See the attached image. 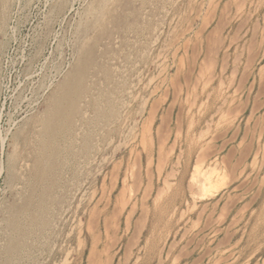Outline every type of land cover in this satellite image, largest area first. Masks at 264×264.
<instances>
[{
    "label": "rangeland",
    "instance_id": "obj_1",
    "mask_svg": "<svg viewBox=\"0 0 264 264\" xmlns=\"http://www.w3.org/2000/svg\"><path fill=\"white\" fill-rule=\"evenodd\" d=\"M4 1L5 0H0V4L1 2L4 4V7L1 6L3 4L0 5V9H2V7L4 9L0 11V18L3 17L0 19V21H2L0 23L2 24V27L0 26V45H3L0 46V207H3L0 208V212L3 214L0 213V224H2L0 226L3 227V229H0L1 264H11V262L12 264H17V262L18 264H264V0H201V2L200 0H136V2L135 0H118V2L115 3L114 1L117 0H83L84 2L82 0ZM127 1L132 2L129 3ZM55 2L56 4H54ZM122 2L124 4H122ZM148 3H151V5H147ZM152 3L155 6H153ZM189 3L190 5H188ZM59 4H61V6ZM145 4L146 7H144ZM191 4L194 5V8ZM200 4H203V6H200ZM58 5L60 7L59 10ZM99 6L100 8H98ZM70 7L73 8L71 9ZM90 7L91 9H89ZM155 10L157 11L155 12ZM4 12L7 15H5L6 18ZM55 12L60 13H58V15ZM63 12L65 17L63 16ZM98 12H100V14ZM165 13L168 15L166 16ZM109 14L111 17H109ZM127 14L130 15L128 16ZM69 15L70 17L68 18ZM81 15H86L87 18L85 16L80 18L79 16ZM101 15H104L103 18ZM181 15H183V17ZM188 16L191 17L189 18ZM17 17L18 20H16ZM44 17H47V21ZM99 17L101 18L99 19ZM184 17L188 20H184ZM147 18L149 20H147ZM54 20H56V22H54ZM164 20H167V22ZM135 21H137V23ZM131 23L134 24L132 25ZM51 24H53V26ZM136 24H138L137 27ZM174 26L175 28L176 26L181 27V29L177 27L178 31H176L177 34H181L180 36L175 33L176 29L174 30ZM95 27H97V30ZM44 28L47 31H45ZM123 28L124 30H122ZM125 28H127V31ZM137 28H139L140 32ZM118 31L120 32L118 33ZM162 31H164V34H162ZM155 33L156 35H152ZM166 33L170 36L166 35ZM7 36H10L9 39ZM45 36H47V38ZM129 37H132L133 40L136 41H133L132 38L130 39ZM137 37L140 38L138 39ZM147 37L149 40H146ZM68 39L70 42H68ZM163 39H165V41H163ZM126 40L130 42L128 43ZM59 41H61L62 44L61 42L59 43ZM139 41L142 43L138 44V47L137 43H139ZM150 41L151 44H148ZM127 43L130 46L125 45ZM109 44H111V48ZM143 44L146 48H144L145 46ZM167 45L169 48L166 47ZM59 48L60 50H58ZM104 48H107L106 51ZM115 50L117 52H115ZM110 52L112 54H110ZM123 52L125 54H123ZM129 52H132V54ZM136 52L138 55L135 54ZM144 52H146L145 55L143 54ZM158 53L161 57H157ZM139 54L141 57H139ZM76 55H78V57ZM110 55L111 57H109ZM57 56L58 58H56ZM116 56L118 60H116ZM129 56L132 57L129 58ZM146 56L148 58L143 59V57ZM107 60L108 63H106ZM109 60L112 61V63ZM133 62L134 64H132ZM118 63H123V66ZM67 64H69L68 67ZM83 66L84 68H82ZM85 66H87L86 69ZM112 66L114 67L112 68ZM129 66L133 71L128 68ZM124 67L127 70H125ZM99 68H102V71ZM116 69H118V72ZM49 70L54 76H52ZM58 71L59 73H57ZM130 71H132L131 74ZM106 72L107 74L110 73L107 76L111 81L113 80L112 82L108 80ZM125 72L127 74L125 75L126 79L124 77ZM127 72H129V74ZM76 74L77 77L75 78ZM119 74H121V76H119ZM59 76L62 77L60 78ZM72 76L74 77L72 78ZM127 77H129L131 82L128 83L129 80ZM117 78H119V81ZM121 78L123 79L121 80ZM78 80H81L80 83ZM114 80L118 82H114ZM125 80L127 82H125ZM140 80H142V83ZM104 81H108V84H105ZM113 82L117 84L115 85ZM103 83L106 89H104V86L102 87ZM111 83H113V85ZM147 83L151 85L149 86ZM73 84L76 89H73ZM42 85L44 86L43 88ZM138 86H140V90ZM142 86L144 87L142 88ZM66 87L67 89H64ZM70 87L73 90L70 91ZM108 87L114 89H107ZM130 87L132 89H130ZM23 88L26 89L23 91ZM121 89H124V92ZM126 89L129 92H127ZM107 90L109 91L104 92ZM111 90H114L115 93ZM146 90L148 92H146ZM20 91H22V93H20ZM30 91L34 94L29 93ZM149 91H151L150 94ZM72 92L75 96L71 94ZM116 92L117 94L120 93L118 95L119 97L116 95ZM122 93L123 95H121ZM37 94L40 95L38 96ZM104 94L105 96H103ZM95 95L97 97H95ZM98 95L102 97V99L98 98ZM111 95H114V98H116L113 99ZM76 96L80 98L76 99ZM28 98L31 99L29 100ZM111 98L113 100H111ZM70 99L73 102H71ZM114 100L119 102H116L118 105L114 103ZM123 100L125 102H123ZM41 101L44 102V104H42ZM74 102L77 106L73 105ZM92 102H95V104ZM98 102L100 103L98 104ZM54 103H56L58 107H62L63 112L66 111V113H68L69 111V117H66L67 114H65V112L62 115L58 113V120H54V123L59 121V123L57 122L56 124L63 122L61 126L57 125V127L59 126L58 129L63 127L62 132L64 130V133H60L62 135H58V140H55V142H60L59 145H57V143L54 145L55 142L53 144L52 141H49L51 139L48 133L50 129L48 131L45 121L48 111L55 106ZM89 103L92 106L88 105ZM102 103L104 106H102ZM112 103L115 107L114 111ZM14 105L15 108H13ZM44 105L47 106L46 109H44ZM99 107L100 109L105 107V109L102 108L103 111L102 109L99 110V112H102V115L96 110L99 109ZM94 108H96L95 110L98 113L94 112ZM108 108L109 110L111 109L110 112H108ZM10 112L12 113L10 114ZM72 112L75 113V115ZM120 112L123 114H120ZM76 114H79L80 117ZM110 114H115V116L111 117ZM40 116H42L43 119ZM28 117H30V119ZM32 117L35 118L33 119ZM81 117H85L86 119L84 118V120ZM9 118H12L11 121ZM78 118L81 122L78 121ZM105 118L106 120L109 118L111 121H106L104 120ZM31 120H33V122ZM35 120L39 122L36 123ZM94 120L97 121V124H95ZM68 123H71V125ZM102 123L106 124V126L108 125V127ZM32 124L36 126L34 127ZM100 124L102 126H100ZM121 124L122 126H120ZM124 124L126 125L124 126ZM98 125L100 127L104 126V128L102 129ZM67 126L70 127V130ZM38 127L43 129L41 130ZM88 127H90V131ZM117 127L119 129H117ZM31 129L34 130L32 131ZM107 129H111V132L109 130L108 132ZM71 130L76 132H72ZM16 131H18L19 134ZM46 131H48V137L44 134ZM71 132L73 134H71ZM36 134L38 137L40 135L39 138L41 139H39ZM30 135L31 137L29 138L33 139L32 141L27 137ZM41 135L45 138L41 137ZM78 135L82 137L79 138ZM93 137L97 138L93 139ZM46 138L48 139L46 140ZM83 138H86L85 142ZM28 139L32 143H30ZM62 139H64V142ZM97 139L98 144H96ZM17 140H19V142ZM90 140L91 142L88 143ZM8 141H10V144L14 141L11 147ZM68 141L71 142L70 145ZM45 142H48V144ZM33 143L37 144L35 145ZM61 143L62 145H60ZM85 143L87 145H85ZM17 144L21 145L17 147ZM79 144H83L81 145L82 148ZM92 144L95 146L92 147ZM21 146L24 149L22 150L23 152L20 151L22 149ZM68 146H74V148L70 147L71 149H68ZM42 148H47L45 150L48 154H46V151ZM81 149L84 151H81ZM12 150L13 152L11 153ZM32 150H34V154ZM70 150L72 151L70 152ZM43 151L50 160L48 157L44 156ZM65 151L66 153L64 154ZM82 153L83 156L81 157ZM30 154L33 155L31 156ZM38 156H41L40 158L43 157V161L35 158ZM66 159L70 161V163L67 162ZM35 160L39 161L38 163L43 162L42 165L44 167H41V165L38 166ZM45 160L50 162H47V166L49 164L48 167L45 165ZM65 160L68 164L64 162ZM33 162L37 163V165ZM31 164L38 166V169L41 170L46 168V171L44 172L43 170L39 172L40 170L35 169L36 166H32L34 168L32 172L30 171L33 169ZM58 164L61 166H58ZM11 165L17 169L14 167L12 168ZM79 165L83 167V169L80 168ZM63 171L66 172L63 174ZM60 172H62L63 175L60 176ZM33 173L35 175H33ZM37 173H41L42 175L40 174L39 176ZM73 175H75V177ZM74 178L81 183L75 181ZM8 179L11 182H8ZM56 181L59 182V185ZM31 182L35 185L33 186ZM38 182L40 185L42 183L44 185H37ZM9 183L14 185L11 186ZM64 184L68 187H65ZM45 185L50 187L47 188ZM72 185L74 188L71 187L72 192H70V194L69 191H71V188L69 186ZM10 186L11 188L9 189ZM43 186H45V189H43ZM54 186L55 188L57 187L56 189L59 188L60 190H58L60 192L58 190L57 192ZM31 187H36V189ZM63 187L66 189L68 188L67 191H65L66 189ZM49 189H52L54 192L51 190L50 193ZM27 190L30 191L31 194ZM40 190V194H44V196L38 193ZM47 190H49V192ZM62 190L63 192H61ZM45 191L48 193L46 194ZM65 192L66 195H64ZM15 194L21 199L19 200ZM81 194L82 198L80 197ZM67 195H71L72 197H68ZM46 196L52 198H47ZM56 196L59 198L61 196V200L58 201L59 198L58 200L55 199L57 198ZM77 196H79V199ZM29 197L30 200L33 198L31 202L27 199ZM73 197L75 198L73 199ZM23 198L27 199H25L27 203L23 201ZM35 200L37 202L39 200L40 203H37ZM66 200L70 203L68 202L67 204ZM45 201L46 203H44ZM42 202L44 203V208ZM21 204H23L25 208L22 207ZM39 204L41 207L38 206ZM55 204H58V206L56 207ZM9 206L11 207L9 208ZM27 206L30 207L28 208ZM69 206L70 209L67 208ZM20 207H22L23 210ZM45 207L48 209L47 211ZM50 207L52 210H50ZM33 208L34 213L32 211ZM29 209H31L30 212ZM18 210L17 216H20L17 218L15 213H17ZM38 211L39 213H37ZM9 212L11 215H15L11 216ZM35 212L37 214H35ZM59 212L60 216H58ZM21 213H25L26 215H22ZM29 214L31 215L30 218H28V216H30ZM8 215L10 216L8 217ZM38 215H40L39 218ZM5 216L6 218H4ZM61 216L65 218L63 219ZM33 218L39 220H35L36 222L38 221V225L36 222L34 223ZM48 218L50 221H48ZM51 218H53V220ZM6 219L9 220V222ZM25 219L27 222L30 221L31 223H27ZM16 220L18 222H16ZM42 220L48 223L44 224ZM11 221L14 222L11 223ZM6 222L13 226L16 225L15 227L17 228L11 225L12 228L9 227V224L7 225ZM25 222L26 224H24ZM49 222H51V224ZM33 223L36 226H33ZM21 225L23 228H21ZM51 226L52 228H50ZM7 227H9V230ZM13 228H15L16 231ZM20 228L25 231H22ZM45 230L48 233H46ZM15 232L16 234H14ZM7 233L8 235H5ZM35 234L38 236L36 237ZM38 238L40 241L37 240ZM4 240L7 242H4ZM25 242L28 245H24ZM13 244L16 245L14 246ZM5 245L8 246L7 249ZM1 246L3 247L2 249ZM4 247L6 250H9L6 252ZM30 252L33 253L31 254ZM19 257L21 260L17 259ZM6 260L8 262H6Z\"/></svg>",
    "mask_w": 264,
    "mask_h": 264
},
{
    "label": "bare ground",
    "instance_id": "obj_2",
    "mask_svg": "<svg viewBox=\"0 0 264 264\" xmlns=\"http://www.w3.org/2000/svg\"><path fill=\"white\" fill-rule=\"evenodd\" d=\"M5 1H6V0H5ZM5 1H4V2H5ZM11 1H12V0H11ZM29 1H30V0H29ZM29 1H27V2H29ZM34 1H35V0H34ZM51 1H52V0H51ZM56 1H57V0H56ZM58 1H59V0H58ZM64 1H66V0H64ZM82 1H83V0H82ZM97 1H98V0H97ZM101 1H102V0H101ZM109 1H110V0H109ZM109 1H108V2H109ZM142 1H143V0H142ZM161 1H162V0H161ZM168 1H169V0H168ZM177 1H178V0H177ZM183 1H184V0H183ZM195 1H196V0H195ZM202 1H204V0H202ZM20 2H21V0H20ZM22 2H23V0H22ZM68 2H69V1H68ZM75 2H76V1H75ZM75 2H74V3H75ZM80 2H81V1H80ZM83 2H84V1H83ZM86 2H88V1H86ZM86 2H85V4H86ZM115 2H118V0H117V1H114V3H115ZM127 2L130 3V2H132V1H127ZM135 2H136V0H135ZM147 2H148V1H147ZM156 2H157V1H156ZM156 2H155V3H156ZM181 2H182V1H181ZM187 2H188V1H187ZM200 2H201V0H200ZM200 2H199V3H200ZM30 3H31V2H30ZM60 3H61V2H60ZM77 3H78V2H77ZM88 3H89V2H88ZM96 3H97V2H96ZM111 3H112V1H111ZM142 3H144V2H142ZM159 3H160V2H159ZM165 3H166V2H165ZM165 3H164V5H165ZM170 3H171V2H170ZM177 3H178V2H177ZM191 3H192V1H191ZM1 4H3V3L1 2ZM1 4H0V5H1ZM8 4H9V3H8ZM8 4H7V5H8ZM25 4H26V3H25ZM27 4H28V3H27ZM54 4H56V2H55ZM63 4H65V3H63ZM94 4H95V3H94ZM109 4H110V3H109ZM112 4H113V3H112ZM122 4H124V3L122 2ZM126 4H127V3H126ZM126 4H125V5H126ZM149 4L151 5V3H148L147 5H149ZM152 4H153V3H152ZM166 4H167V3H166ZM173 4H174V3H173ZM179 4H180V2H179ZM9 5H10V4H9ZM9 5H8V6H9ZM13 5H14V4H13ZM15 5H16V4H15ZM17 5H18V4H17ZM19 5H20V4H19ZM49 5H51V4H49ZM59 5L61 6V4H59ZM59 5H58V10H59V8H60ZM70 5H71V3H70ZM72 5H73V4H72ZM83 5H84V4H83ZM99 5H100V4H99ZM133 5H134V2H133ZM143 5H144V4H143ZM143 5H142V6H143ZM158 5H159V4H158ZM160 5H161V4H160ZM186 5H187V4H186ZM186 5H185V6H186ZM188 5H190V3H189ZM188 5H187V6H188ZM191 5H192V4H191ZM196 5H197V4H196ZM201 5L203 6V4H200V6H201ZM1 6L4 7V4L1 5ZM10 6H11V5H10ZM26 6H27V5H26ZM30 6H31V5H30ZM30 6H29V7H30ZM68 6H69V5H68ZM81 6H82V5H81ZM90 6H91V5H90ZM112 6H115V5H112ZM128 6H129V5H128ZM153 6H155V5L153 4ZM175 6H176V5H175ZM192 6H193V8H194V5H192ZM200 6H199V7H200ZM3 7H2V9H3ZM5 7H7V6H5ZM23 7H24V5H23ZM56 7H57V6H56ZM64 7H65V5H64ZM66 7H67V6H66ZM73 7H74V6H73ZM73 7H72V8H73ZM85 7H86V6H85ZM85 7H84V8H85ZM87 7H88V6H87ZM92 7H93V6H92ZM94 7H95V6H94ZM101 7H102V5H101ZM115 7H116V6H115ZM144 7H146V4H145ZM160 7H161V6H160ZM163 7H165V6H163ZM61 8H62V7H61ZM70 8H71V7H70ZM72 8H71V9H72ZM77 8H78V7H77ZM96 8H97V5H96ZM98 8H100V6H99ZM105 8H106V7H105ZM113 8H114V7H113ZM113 8H111V9H113ZM125 8H126V7H125ZM129 8H131V7H129ZM150 8H151V6H150ZM165 8H167V7H165ZM177 8H178V6H177ZM190 8H192V7H190ZM2 9H0V11H2ZM11 9H12V8H11ZM13 9H14V8H13ZM21 9H22V7H21ZM49 9H50V8H49ZM64 9H65V8H64ZM66 9H68V8H66ZM89 9H91V7H90ZM103 9H104V8H103ZM121 9H122V8H121ZM143 9H144V8H143ZM162 9H163V8H162ZM167 9H168V8H167ZM173 9H174V7H173ZM173 9H172V10H173ZM181 9H182V8H181ZM185 9H186V7H185ZM187 9H188V8H187ZM3 10H4V9H3ZM7 10H8V9H7ZM16 10H17V9H16ZM16 10H15V11H16ZM22 10H23V9H22ZM55 10H57V9H55ZM61 10H62V9H61ZM85 10H88V9H85ZM99 10H100V9H99ZM163 10H164V9H163ZM191 10H192V9H191ZM11 11H12V10H11ZM63 11H64V10H63ZM74 11H75V9H74ZM83 11H84V10H83ZM83 11H82V12H83ZM90 11H92V10H90ZM93 11H94V10H93ZM115 11H116V10H115ZM120 11H121V10H120ZM134 11H136V10H134ZM139 11H140V10H139ZM141 11H142V10H141ZM148 11H149V10H148ZM156 11H157V10H155V12H156ZM158 11H159V10H158ZM169 11H170V9H169ZM169 11H168V12H169ZM179 11H182V10H179ZM8 12H9V11H8ZM17 12H18V11H17ZM79 12H80V11H79ZM95 12H96V11H95ZM95 12H94V13H95ZM143 12H144V11H143ZM143 12H140V13H143ZM189 12H190V11H189ZM189 12H188V13H189ZM0 13H1V12H0ZM18 13H19V12H18ZM55 13H56V12H55ZM58 13H60V12H57L56 14H58ZM80 13H81V12H80ZM98 13L100 14V12H98ZM103 13H104V12H103ZM151 13H152V12H151ZM173 13H174V12H173ZM181 13H183V12H181ZM184 13H185V11H184ZM195 13H196V12H195ZM2 14H3V12H2ZM9 14H10V13H9ZM13 14H14V13H13ZM20 14H21V13H20ZM110 14H111V13H110ZM110 14H109V17H111V15H113V14H111V15H110ZM146 14H147V13H146ZM152 14H153V13H152ZM159 14H160V13H159ZM165 14H166V13H165ZM191 14H192V13H191ZM5 15H6V14H5V12H4V16H5ZM17 15H18V14H17ZM48 15H49V13H48ZM48 15H47V16H48ZM58 15H59V14H58ZM77 15H78V13H77ZM86 15H87V14H86ZM86 15H84V16L86 17ZM96 15H97V12H96ZM127 15H128V14H127ZM129 15H130V14H129ZM129 15H128V16H129ZM163 15H164V14H163ZM167 15H168V14H166V16H167ZM175 15H178V14H175ZM183 15H184V14H183ZM183 15H181V16L183 17ZM6 16H7V15H6ZM6 16H5V18H6ZM11 16H12V15H11ZM11 16H10V17H11ZM14 16H15V15H14ZM45 16H46V15H45ZM51 16H52V15H51ZM54 16H55V15H54ZM56 16H57V15H56ZM63 16H64V12H63ZM63 16H62V17H63ZM82 16H83V15H81V16H79V17L81 18ZM84 16H83V17H84ZM101 16H102V18H103L104 15H101ZM106 16H107V15H106ZM120 16H123V15H120ZM131 16H132V15H131ZM147 16H148V15H147ZM150 16H151V15H150ZM157 16H158V14H157ZM186 16H187V14H186ZM15 17H16V16H15ZM15 17H14V19H15ZM64 17H65V16H64ZM69 17H70V15L68 16V18H69ZM94 17H95V16H94ZM139 17H141V16H139ZM143 17H144V16H143ZM169 17H170V15H169ZM188 17H189V16H188ZM190 17H191V16H190ZM190 17H189V18H190ZM193 17H194V16H193ZM1 18H3V17H1ZM1 18H0V19H1ZM5 18H4V19H5ZM44 18H45L46 21H47V17H44ZM55 18H56V17H55ZM55 18H53V19H55ZM86 18H87V17H86ZM100 18H101V17H99V19H100ZM148 18H149V17H148ZM148 18H147V20H149ZM151 18H152V17H151ZM165 18H166V17H165ZM50 19H51V18H50ZM53 19H52V20H53ZM56 19H57V18H56ZM63 19H64V18H63ZM73 19H74V18H73ZM84 19H85V18H84ZM105 19H106V18H105ZM137 19H138V18H137ZM141 19H142V18H141ZM153 19H154V16H153ZM173 19H174V18H173ZM178 19H179V17H178ZM16 20H18V17H17ZM52 20H51V21H52ZM60 20H61V19H60ZM67 20H69V19H67ZM95 20H96V19H95ZM128 20H129V19H128ZM130 20H131V19H130ZM135 20H136V19H135ZM143 20H144V19H143ZM145 20H146V19H145ZM150 20H151V19H150ZM167 20H168V19H167ZM167 20H164V21L167 22ZM169 20H172V19H169ZM184 20H186L185 17H184ZM184 20H183V21H184ZM187 20H188V19H187ZM187 20H186V21H187ZM6 21H7V20H6ZM46 21H45V22H46ZM64 21H65V20H64ZM92 21H93V19H92ZM92 21H91V22H92ZM98 21H99V20H98ZM132 21H133V19H132ZM179 21H180V20H179ZM183 21H182V22H183ZM186 21H185V22H186ZM1 22H2V21H0V23H1ZM4 22H5V21H4ZM16 22H17V21H16ZM45 22H44V23H45ZM54 22H56V20H54ZM58 22H60V21H58ZM88 22H89V21H88ZM127 22H128V21H127ZM135 22L137 23V21H135ZM135 22H134V23H135ZM138 22H139V20H138ZM148 22H150V21H148ZM162 22H163V21H162ZM166 22H163V23H166ZM6 23H7V22H6ZM46 23H47V22H46ZM46 23H45V24H46ZM48 23H49V22H48ZM52 23H53V22H52ZM104 23H105V22H104ZM134 23H131V24L133 25ZM10 24H11V23H10ZM14 24H15V23H14ZM62 24H63V23H62ZM71 24H72V23H71ZM71 24H70V25H71ZM107 24H109V23H107ZM138 24H139V23H138ZM138 24H136V27H137ZM140 24H141V22H140ZM170 24H171V22H170ZM1 25H2V24H0V26H1ZM11 25H12V24H11ZM51 25L53 26V24H51ZM51 25H50V26H51ZM54 25H55V24H54ZM60 25H61V23H60ZM73 25H74V24H73ZM76 25H77V23H76ZM81 25H82V24H81ZM81 25H80V26H81ZM147 25H148V23H147ZM163 25H165V24H163ZM163 25H162V26H163ZM168 25H169V24H168ZM178 25H179V24H178ZM5 26H6V25H5ZM45 26H46V25H45ZM58 26H59V25H58ZM58 26H57V27H58ZM68 26H69V25H68ZM98 26H99V25H98ZM144 26H145V25H144ZM170 26H171V25H170ZM1 27H2V26H1ZM48 27H49V26H48ZM66 27H67V25H66ZM134 27H135V25H134ZM139 27H140V25H139ZM146 27H147V26H146ZM148 27H149V26H148ZM155 27H156V26H155ZM177 27H178V26H176V28H175V26H174V30L176 29V30H175V33H176V31H178V30H177ZM189 27H190V26H189ZM189 27H188V28H189ZM7 28H8V27H7ZM50 28H51V27H50ZM54 28H55V27H54ZM71 28H72V27H71ZM71 28H70V29H71ZM73 28H75V27H73ZM95 28H96V30H97V27H95ZM95 28H94V29H95ZM140 28H141V27H140ZM149 28H150V27H149ZM170 28H171V27H170ZM178 28L181 29V27H178ZM3 29H4V28H3ZM46 29H47V28H46ZM68 29H69V28H68ZM125 29H126V31H127V28H125ZM130 29H131V28H130ZM137 29H138V31H139V28H137ZM143 29H144V28H143ZM182 29H183V28H182ZM186 29H187V28H186ZM6 30H7V29H6ZM41 30H42V29H41ZM44 30H45V28H44ZM77 30H78V29H77ZM98 30H99V28H98ZM104 30H105V29H104ZM122 30H124V28H123ZM145 30H146V28H145ZM145 30H143V31H145ZM147 30H148V29H147ZM167 30H168V29H167ZM174 30H172V31H174ZM1 31H2V30H1ZM45 31H47V30H45ZM45 31H44V32H45ZM55 31H56V30H55ZM65 31H66V30H65ZM68 31H69V30H68ZM78 31H79V30H78ZM128 31H129V30H128ZM160 31H161V30H160ZM184 31H185V30H184ZM8 32H9V31H8ZM36 32H39V31H36ZM40 32H41V31H40ZM70 32H71V31H70ZM74 32H75V30H74ZM95 32H97V31H95ZM119 32H120V31H118V33H119ZM132 32H133V31H132ZM132 32H131V33H132ZM134 32H136V31H134ZM139 32H140V31H139ZM148 32H150V31H148ZM162 32H163L162 34H164V31H162ZM170 32H171V30H170ZM4 33H5V32H4ZM45 33H46V32H45ZM54 33H55V32H54ZM72 33H73V31H72ZM92 33H93V32H92ZM127 33H128V32H127ZM142 33H143V32H142ZM159 33H160V32H159ZM167 33H168V31H167ZM167 33H166V35H169V34H167ZM5 34H6V33H5ZM132 34H133V33H132ZM132 34H131V35H132ZM135 34H136V33H135ZM148 34H149V33H148ZM148 34H147V35H148ZM162 34H161V35H162ZM176 34H177V33H176ZM183 34H184V32H183ZM35 35H36V34H35ZM38 35H39V34H38ZM38 35H37V37H38ZM41 35H42V34H41ZM41 35H40V36H41ZM43 35H44V34H43ZM47 35H48V34H47ZM125 35H126V33H125ZM128 35H130V34H128ZM128 35H127V36H128ZM137 35H138V34H137ZM140 35H141V34H140ZM142 35H143V34H142ZM147 35H146V36H147ZM150 35H151V34H150ZM152 35H156V33H155V34H152ZM152 35H151V36H152ZM174 35H175V34H174ZM177 35L180 36L181 34H177ZM177 35H176V36H177ZM10 36H11V35H10ZM10 36H7L8 39H9ZM40 36H39V37H40ZM56 36H57V34H56ZM95 36H96V35H95ZM95 36H93V37H95ZM169 36H170V35H169ZM34 37H35V36H34ZM45 37L47 38V36H45ZM45 37H44V38H45ZM69 37H70V36H69ZM71 37H72V36H71ZM78 37H79V36H78ZM124 37H125V36H124ZM124 37H123V38H124ZM142 37H143V36H142ZM148 37H149V36H148ZM148 37L146 38V40L148 39ZM51 38H52V37H51ZM88 38H89V37H88ZM96 38H97V36H96ZM129 38H130V37H129ZM131 38H132V37H131ZM131 38H130V39H131ZM137 38H138V37H137ZM137 38H135V39H137ZM139 38H140V37H139ZM139 38H138V39H139ZM56 39H57V38H56ZM120 39H121V38H120ZM130 39H129V40H130ZM150 39H151V38H150ZM156 39H157V38H156ZM166 39H167V38H166ZM174 39H175V38H174ZM179 39H180V38H179ZM44 40H45V39H44ZM44 40H43V41H44ZM46 40H47V39H46ZM49 40H50V39H49ZM68 40H69V39H68ZM85 40H86V39H85ZM132 40H133V38H132ZM148 40H149V39H148ZM157 40H158V39H157ZM72 41H73V40H72ZM78 41H79V40H78ZM78 41H77V42H78ZM133 41H136V40H133ZM133 41H132V43H133ZM141 41H142V40H141ZM141 41H139V43L136 42L137 45L140 44V43H142ZM160 41H161V40H160ZM163 41H165V39H163ZM171 41H172V40H171ZM174 41H176V40H174ZM3 42H4V41H3ZM46 42H47V41H46ZM51 42H53V41H51ZM57 42H58V41H57ZM60 42H61V41H59V43H60ZM63 42H64V41H63ZM68 42H70V40H69ZM81 42H82V41H81ZM84 42H85V41H84ZM86 42H87V41H86ZM126 42L129 43L130 41H127V40H126ZM71 43H72V42H71ZM104 43H105V42H104ZM128 43L125 44V45H129ZM143 43H144V42H143ZM158 43H159V42H158ZM172 43H173V42H172ZM61 44H62V42H61ZM61 44H60V45H61ZM66 44H67V43H66ZM105 44H106V43H105ZM116 44H117V43H116ZM148 44H151V41H150ZM154 44H155V43H154ZM160 44H161V43H160ZM170 44H171V43H170ZM57 45H58V44H57ZM57 45H56V46H57ZM86 45H87V44H86ZM109 45H110V48H111V44H109ZM135 45H136V44H135ZM135 45H134V46H135ZM143 45H144V44H143ZM158 45H159V44H158ZM158 45H157V46H158ZM164 45H165V44H164ZM0 46H3V45H0ZM61 46H62V45H61ZM112 46H113V45H112ZM129 46H130V45H129ZM134 46H133V47H134ZM140 46H141V45H140ZM144 46H145V45H144ZM149 46H150V45H149ZM152 46H153V45H152ZM67 47H68V46H67ZM88 47H89V46H88ZM126 47H128V46H126ZM133 47H132V48H133ZM138 47H139V45H138ZM166 47L169 48L168 45H167ZM171 47H172V46H171ZM2 48H3V47H2ZM56 48H58V47H56ZM61 48H62V47H61ZM141 48H142V47H141ZM141 48H140V49H141ZM144 48H146V46H145ZM149 48H151V47H149ZM157 48H158V47H157ZM160 48H161V47H160ZM162 48H163V47H162ZM104 49H105V48H104ZM106 49H107V48H106ZM106 49H105V51H106ZM115 49H116V48H115ZM121 49H122V48H121ZM121 49H120V50H121ZM135 49H136V48H135ZM1 50H2V49H1ZM41 50H42V49H41ZM58 50H60V48H59ZM109 50H110V49H109ZM120 50H119V51H120ZM124 50H125V49H124ZM126 50H127V49H126ZM142 50H143V49H142ZM149 50H150V49H149ZM149 50H148V51H149ZM154 50H155V49H154ZM163 50H164V49H163ZM56 51H57V50H56ZM70 51H71V50H70ZM105 51H103V52H105ZM119 51H118V52H119ZM130 51H131V50H130ZM136 51L138 52L137 49H136ZM148 51H147V52H148ZM156 51H157V50H156ZM160 51H161V49H160ZM168 51H169V50H168ZM0 52H1V51H0ZM108 52H109V51H108ZM115 52H117V51L115 50ZM137 52H136L135 54H137ZM142 52H143V51H142ZM150 52H151V51H150ZM158 52H159V50H158ZM42 53H43V51H42ZM59 53H60V52H59ZM59 53H58V54H59ZM70 53H71V52H70ZM129 53H130V52H129ZM138 53H139V52H138ZM140 53H141V51H140ZM2 54H3V53H2ZM43 54H44V53H43ZM43 54H42V55H43ZM74 54H75V53H74ZM76 54H77V53H76ZM86 54H87V53H86ZM110 54H112V53L110 52ZM114 54H115V53H114ZM123 54H125V53L123 52ZM123 54H122V56H123V58H124V55H123ZM130 54H132V52H131ZM133 54H134V53H133ZM143 54L145 55L146 52H144ZM148 54H149V52H148ZM150 54H151V53H150ZM152 54H153V51H152ZM167 54H168V53H167ZM39 55H40V54H39ZM68 55H69V54H68ZM95 55H96V53H95ZM126 55H127V54H126ZM137 55H138V54H137ZM157 55H158L157 57H161V56H159V53H158ZM70 56H71V55H70ZM73 56H74V55H73ZM76 56L78 57V55H76ZM80 56H81V55H80ZM89 56H90V55H89ZM96 56H97V55H96ZM106 56H108V55H106ZM119 56H120V55H119ZM0 57H1V56H0ZM77 57H76V59H77ZM94 57H95V56H94ZM97 57H98V56H97ZM109 57H111V55H110ZM116 57H117V56H116ZM116 57H115V58H116ZM120 57H121V56H120ZM131 57H132V56H131ZM131 57L129 56V58H131ZM136 57H137V56H136ZM139 57H141L140 54H139ZM22 58H23V57H22ZM56 58H58V56H57ZM95 58H96V57H95ZM134 58H135V56H134ZM145 58H148V57H147V56H146V57H143V59H145ZM152 58H153V57H152ZM38 59H39V58H38ZM61 59H62V58H61ZM65 59H66V58H65ZM78 59H79V58H78ZM91 59H92V58H91ZM112 59H113V58H112ZM127 59H128V58H127ZM135 59L137 60V58H135ZM141 59H142V58H141ZM87 60H88V59H87ZM103 60H104V59H103ZM116 60H118V57H117ZM125 60H126V58H125ZM125 60H124V63H125ZM133 60H134V59H133ZM133 60H132V61H133ZM138 60H139V59H138ZM153 60H154V59H153ZM163 60H164V59H163ZM63 61H64V60H63ZM89 61H90V60H89ZM92 61H93V60H92ZM92 61H91V62H92ZM98 61H99V60H98ZM109 61H110V60H109ZM130 61H131V59H130ZM140 61H141V60H140ZM143 61H144V60H143ZM154 61H155V60H154ZM158 61H159V60H158ZM51 62H52V59H51ZM51 62H50V63H51ZM72 62H73V61H72ZM74 62H76V61H74ZM91 62H90V63H91ZM94 62H95V60H94ZM103 62H104V61H103ZM110 62L112 63V61H110ZM119 62H120V61H119ZM137 62H138V61H137ZM144 62H145V61H144ZM160 62H161V60H160ZM160 62H159V63H160ZM52 63H53V62H52ZM54 63H55V62H54ZM59 63H60V62H59ZM67 63H69V62H67ZM88 63H89V62H88ZM96 63H98V62H96ZM100 63H101V62H100ZM106 63H108V60L106 61ZM129 63H130V62H129ZM147 63H148V62H147ZM150 63H151V62H150ZM48 64H49V63H48ZM78 64H79V63H78ZM93 64H94V63H93ZM104 64H105V63H104ZM118 64L122 65L123 63H122V64H121V63H118ZM126 64H127V63H126ZM126 64H125V65H126ZM132 64H134V62H133ZM46 65H47V64H46ZM52 65H53V64H52ZM59 65H60V64H59ZM62 65H63V64H62ZM64 65H65V64H64ZM68 65H69V64H67V67H68ZM87 65H88V64H87ZM106 65H107V64H106ZM120 65H118V66H120ZM127 65H129V64H127ZM138 65H139V64H138ZM56 66H57V65H56ZM56 66H55V67H56ZM114 66H115V65H114ZM114 66H112V68H113ZM122 66H123V65H122ZM132 66H133V65H132ZM134 66H135V65H134ZM156 66H157V64H156ZM62 67H63V66H62ZM86 67H87V66H85V69H86ZM125 67H127V66H125ZM125 67H124V69H125ZM136 67H137V65H136ZM138 67H139V66H138ZM44 68H45V67H44ZM50 68H51V67H50ZM58 68H59V67H58ZM82 68H84V66H83ZM96 68H97V67H96ZM112 68H111V69H112ZM128 68L130 69V66H129ZM133 68H134V67H133ZM145 68H146V67H145ZM148 68H149V67H148ZM153 68H154V67H153ZM56 69H57V67H56ZM66 69H67V68H66ZM72 69H73V68H72ZM99 69H100V68H99ZM99 69H98V70H99ZM101 69H102V68H101ZM101 69H100V70H101ZM120 69H121V67H120ZM120 69H119V71H120ZM138 69H139V68H138ZM143 69H144V68H143ZM157 69H158V67H157ZM0 70H1V69H0ZM50 70H51V69H50ZM50 70H49V71H50ZM57 70H58V69H57ZM61 70H62V69H61ZM105 70H106V69H105ZM105 70H104V71H105ZM116 70H117V72H118V69H116ZM116 70H115V71H116ZM125 70H127V69H125ZM130 70L133 71L132 68H131ZM141 70H142V69H141ZM53 71H54V68H53ZM74 71H75V70H74ZM85 71H86V70H85ZM87 71H88V70H87ZM91 71H92V70H91ZM91 71H90V72H91ZM101 71H102V70H101ZM113 71H114V69H113ZM113 71H111V72H113ZM128 71H129V70H128ZM132 71H130V74H131ZM145 71H146V70H145ZM160 71H162V70H160ZM50 72H51V71H50ZM50 72H49V73H50ZM60 72H61V71H60ZM66 72H67V71H66ZM66 72H65V73H66ZM77 72H78V71H77ZM122 72H123V71H122ZM137 72H138V71H137ZM137 72H136V73H137ZM149 72H150V71H149ZM45 73H46V72H45ZM57 73H59V71H58ZM63 73H64V72H63ZM67 73H68V72H67ZM82 73H83V72H82ZM85 73H86V72H85ZM102 73H103V72H102ZM127 73L129 74V72H127ZM134 73H135V72H134ZM138 73H139V72H138ZM138 73H137V74H138ZM151 73H152V72H151ZM0 74H1V72H0ZM46 74H47V73H46ZM51 74H52V72H51ZM74 74H75V73H74ZM99 74H100V73H99ZM108 74H110V73H108ZM108 74H107V72H106V76H107ZM114 74H115V73H114ZM114 74H113V75H114ZM140 74H141V73H140ZM40 75H41V74H40ZM55 75H56V74H55ZM57 75H58V74H57ZM59 75H60V74H59ZM72 75H73V74H72ZM90 75H91V74H90ZM94 75H95V74H94ZM101 75H102V74H101ZM104 75H105V74H104ZM117 75H118V74H117ZM122 75H123V74H122ZM125 75H127L126 72L124 73V77H125ZM150 75H151V74H150ZM52 76H54V75L52 74ZM81 76H82V75H81ZM96 76H97V74H96ZM119 76H121V74H119ZM135 76H136V75H135ZM147 76H148V75H147ZM42 77H43V76H42ZM42 77H41V78H42ZM50 77H51V75H50ZM59 77H60V76H59ZM61 77H62V76H61ZM61 77H60V78H61ZM73 77H74V76H72V78H73ZM76 77H77V74L75 75V78H76ZM89 77H90V76H89ZM97 77H98V76H97ZM101 77H102V76H101ZM107 77H108V76H107ZM114 77H115V75H114ZM152 77H153V76H152ZM52 78H53V77H52ZM54 78H55V77H54ZM69 78H70V77H69ZM79 78H80V77H79ZM127 78H128V80H129V77H127ZM133 78H134V77H133ZM44 79H45V78H44ZM48 79H49V78H48ZM48 79H47V80H48ZM62 79H63V78H62ZM77 79H78V78H77ZM80 79H81V78H80ZM83 79H84V78H83ZM102 79H103V78H102ZM106 79H107V78H106ZM106 79H105V80H106ZM112 79H113V77H112ZM118 79H119V78H117V80H118ZM122 79H123V78H121V80H122ZM125 79H126V77H125ZM130 79H131V78H130ZM0 80H1V79H0ZM38 80H39V79H38ZM38 80H37V81H38ZM63 80H64V79H63ZM74 80H76V79H74ZM103 80H104V79H103ZM108 80L111 81V79H109V77H108ZM117 80H116V81H117ZM136 80H137V79H136ZM41 81H42V80H41ZM64 81H65V80H64ZM78 81H79V83H80L81 80H78ZM96 81H97V80H96ZM110 81H109V83H110ZM112 81H113V80H112ZM112 81H111V82H112ZM116 81L114 80V82H116ZM118 81H119V80H118ZM118 81H117V82H118ZM140 81H141V83H142V80H140ZM149 81H150V80H149ZM39 82H40V80H39ZM44 82H45V81H44ZM114 82H113V83H114ZM123 82H124V81H123ZM125 82H127V81L125 80ZM129 82H131V81L129 80L128 83H129ZM135 82H137V81H135ZM51 83H52V82H51ZM51 83H50V84H51ZM54 83H55V82H54ZM64 83H66V82H64ZM76 83H77V82H76ZM87 83H88V82H87ZM104 83H105V84H106V83L108 84V81H107V82L104 81ZM104 83H103L102 87L104 86V89H106ZM113 83H111V84L113 85ZM144 83H145V82H144ZM58 84H59V83H58ZM61 84H62V83H61ZM88 84H90V83H88ZM98 84H99V83H98ZM114 84H115V83H114ZM116 84H117V83H116ZM116 84H115V85H116ZM120 84H121V83H120ZM124 84H125V83H124ZM126 84H127V83H126ZM36 85H37V84H36ZM38 85H39V84H38ZM51 85H53V84H51ZM90 85H91V84H90ZM95 85H96V84H95ZM99 85H100V84H99ZM118 85H119V84H118ZM127 85H128V84H127ZM132 85H133V84H132ZM137 85H138V84H137ZM143 85H144V84H143ZM147 85L150 86L151 84H148V83H147ZM28 86H29V85H28ZM30 86H31V84H30ZM34 86H35V85H34ZM40 86H41V85H40ZM49 86H50V85H49ZM79 86H80V85H79ZM109 86H110V85H109ZM122 86H123V83H122ZM129 86H131V85H129ZM140 86H141V85H140ZM140 86H138V87H139V90H140ZM145 86H146V85H145ZM35 87H36V86H35ZM43 87H44V86L42 85V88H43ZM74 87H75V86H74V84H73V89H76V88H74ZM77 87H78V86H77ZM90 87H91V86H90ZM96 87H97V86H96ZM102 87H101V89H102ZM113 87L116 88L115 86H113ZM120 87H121V86H120ZM126 87H127V86H126ZM126 87H124V88H126ZM132 87H134V86H132ZM143 87H144V86H142V88H143ZM1 88H2V87H1ZM26 88H27V87H26ZM26 88H23V91H24ZM29 88H30V87H29ZM51 88H52V87H51ZM79 88H80V87H79ZM92 88H94V87H92ZM97 88H98V87H97ZM110 88H111V89H114V88H112V87H108L107 89H110ZM117 88H119V87H117ZM135 88H136V87H135ZM145 88H146V87H145ZM145 88H144V89H145ZM27 89H28V88H27ZM35 89H36V88H35ZM37 89H38V87H37ZM60 89H61V88H60ZM64 89H67V87L64 88ZM68 89H69V86H68ZM73 89H71V87H70V91L73 90ZM94 89H95V88H94ZM104 89H103V90H104ZM130 89H132V88L130 87ZM146 89H147V88H146ZM0 90H1V89H0ZM32 90H34V89H32ZM32 90H31V91H32ZM47 90H49V89H47ZM56 90H57V89H56ZM116 90H117V89H116ZM121 90H123V92H124V89H121ZM126 90H127V89H126ZM134 90H135V89H134ZM148 90H149V88H148ZM15 91H16V90H15ZM28 91H29V90H28ZM31 91H30L29 93H32ZM36 91H37V90H36ZM64 91H66V90H64ZM75 91H76V90H75ZM88 91H89V90H88ZM98 91H99V90H98ZM108 91H109V90L104 91V92H108ZM111 91H112V90H111ZM113 91H114V90H113ZM113 91H112V92H113ZM119 91H120V90H119ZM143 91H144V90H143ZM143 91H142V92H143ZM3 92H4V91H3ZM57 92H58V91H57ZM86 92H87V91H86ZM91 92H92V90H91ZM91 92H90V93H91ZM95 92H96V91H95ZM100 92H102V91H100ZM100 92H99V93H100ZM117 92H118V91H117ZM117 92H116V95L118 96L120 93L117 94ZM121 92H122V91H121ZM127 92H129V91L127 90ZM130 92H131V91H130ZM133 92H134V91H133ZM133 92H132V95H133ZM136 92H137V91H136ZM146 92H148V91L146 90ZM150 92H151V91H149V94H150ZM16 93H17V92H16ZM20 93H22V91H20ZM23 93H24V92H23ZM38 93H39V92H38ZM55 93H56V92H55ZM58 93H59V92H58ZM61 93H63V92H61ZM66 93H67V92H66ZM68 93H69V91H68ZM81 93H82V91H81ZM96 93H97V92H96ZM99 93H98V94H99ZM102 93H103V92H102ZM109 93H110V92H109ZM113 93H115V91H114ZM125 93H126V91H125ZM139 93H140V92H139ZM18 94H19V93H18ZM25 94H26V93H25ZM32 94H34V93H32ZM41 94H42V93H41ZM43 94H44V93H43ZM64 94H65V93H64ZM71 94L74 95L73 92H72ZM75 94H76V93H75ZM88 94H89V93H88ZM106 94H107V93H106ZM110 94H111V93H110ZM127 94H128V93H127ZM134 94H135V93H134ZM147 94H148V93H147ZM23 95H24V94H23ZM37 95H38V94H37ZM37 95H36V96H37ZM39 95H40V94H39ZM39 95H38V96H39ZM62 95H63V94H62ZM79 95H81V94H79ZM90 95H91V94H90ZM100 95H101V94H100ZM107 95H108V94H107ZM107 95H106V96H107ZM116 95H115V96H116ZM121 95H123V93H122ZM138 95H139V94H138ZM36 96H35V99H36ZM38 96H37V97H38ZM42 96H43V95H42ZM54 96H55V95H54ZM65 96H66V95H65ZM74 96H75V95H74ZM103 96H105V94H104ZM111 96H112V95H111ZM111 96H108V97H111ZM142 96H143V95H142ZM17 97H18V95H17ZM30 97H31V95H30ZM32 97H33V96H32ZM44 97H45V96H44ZM49 97H50V96H49ZM68 97H69V96H68ZM72 97H73V96H72ZM72 97H71V98H72ZM95 97H97V96L95 95ZM95 97H94V98H95ZM118 97H119V96H118ZM20 98H21V97H20ZM23 98H24V97H23ZM38 98H39V97H38ZM53 98H54V97H53ZM53 98H52V99H53ZM73 98H74V97H73ZM78 98H80V97L78 96ZM78 98H77V96H76V99H78ZM84 98H85V96H84ZM98 98H101V99H102V97H99V95H98ZM98 98H96V99L99 100ZM112 98L115 99L116 97L114 98V95H113ZM112 98H111V100H113ZM120 98H121V97H120ZM128 98H129V97H128ZM137 98H138V97H137ZM24 99H25V98H24ZM28 99L30 100L31 98H28ZM32 99H33V98H32ZM42 99H43V98H42ZM96 99H94V100H96ZM104 99H105V98H104ZM106 99H107V97H106ZM109 99H110V98H109ZM117 99H118V98H117ZM123 99H125V98H123ZM26 100H27V99H26ZM29 100H28V101H29ZM53 100H54V99H53ZM58 100H59V98H58ZM70 100H71V99H70ZM74 100H75V99H74ZM82 100H83V99H82ZM88 100H91V99H88ZM94 100H93V101H94ZM121 100H122V99H121ZM121 100H119V101H121ZM15 101H16V100H15ZM22 101H23V100H22ZM38 101H39V100H38ZM59 101H60V100H59ZM84 101H85V100H84ZM105 101H106V100H105ZM24 102H25V101H24ZM30 102H31V101H30ZM41 102H42V101H41ZM53 102H54V101H53ZM71 102H73V101L71 100ZM86 102H87V101H86ZM95 102H96V101H95ZM95 102H94V103L92 102V103L95 104ZM116 102H117V100H116V101L114 100V103H115V104L119 103V102H117V103H116ZM121 102H122V101H121ZM123 102H125V101L123 100ZM126 102H127V101H126ZM144 102H145V100H144ZM3 103H4V102H3ZM20 103H21V102H20ZM28 103H29V102H28ZM33 103H34V102H33ZM35 103H36V102H35ZM47 103H48V102H47ZM47 103H46V104H47ZM58 103H59V102H58ZM61 103H63V102H61ZM61 103H60V104H61ZM77 103H78V100H77ZM77 103H76V104H77ZM92 103H91V104H92ZM99 103H100V102H98V104H99ZM104 103H105V102H104ZM109 103H110V101H109ZM128 103H129V101H128ZM14 104H15V103H14ZM37 104H38V103H37ZM37 104H35V105H37ZM42 104H44V102H42ZM49 104H50V103H49ZM54 104H55V106L53 105L54 107H52V109H51V107H50L51 110L48 111L47 116H46L45 113H44V115L46 116V117H45V119H46V120H45V121H46V125H47V128H48V131H49V129H50V131H49V132L46 131V133H44L45 131L43 132L44 134H46V136H47L48 133H49L50 138H51V139L49 138V139H50L49 141H50V142L52 141L53 144H54L55 140L57 139V137H59L60 135H62V134H60V133H64V130H63V132H62V128H63V127H62V128L60 127L61 129H58L59 126L57 127V125H60V126H61V124H62L63 122L60 123V124H56L57 122L59 123V121H57V122L54 123V120L56 121V119L58 118V117H57V114L59 113L60 115H62V114L65 112V114H67L66 117H69V116H68V115H69V111H68V113H66V111L63 112L62 107H58V106L56 105V103H54ZM65 104H66V103H65ZM85 104H86V103H85ZM102 104H103V103H102ZM102 104H101V105H102ZM121 104H122V103H121ZM126 104H127V103H126ZM23 105H24V104H23ZM29 105H30V104H29ZM51 105H52V104H51ZM73 105H75V102H74ZM79 105H80V103H79ZM86 105H87V104H86ZM88 105H90V103H89ZM107 105H108V107H109V104H108V103H107ZM117 105H118V104H117ZM127 105H128V104H127ZM129 105H130V104H129ZM32 106H33V104H32ZM32 106H31V107H32ZM44 106H45L44 109H46L47 106H46V105H44ZM48 106H50V105H48ZM61 106H62V105H61ZM75 106H77V105H75ZM75 106H74V107H75ZM90 106H92V105H90ZM102 106H104V104H103ZM105 106H106V105H105ZM23 107H24V106H23ZM25 107H26V106H25ZM68 107H69V106H68ZM70 107H71V106H70ZM80 107H81V106H80ZM82 107H83V106H82ZM86 107H87V106H86ZM113 107H114V105H113V103H112V108H113ZM118 107H120V106H118ZM125 107H126V106H125ZM13 108H15V105L13 106ZM21 108H22V107H21ZM29 108H30V106H29ZM35 108H36V107H35ZM72 108H73V106H72ZM72 108H71V109H72ZM96 108H98V107H96ZM96 108H94V110H95ZM102 108L105 109V107H102ZM102 108H101V109H102ZM110 108H111V106H110ZM112 108H111V109H112ZM121 108H122V107H121ZM123 108H124V106H123ZM123 108H122V109H123ZM127 108H128V106H127ZM25 109H26V108H25ZM25 109H24V110H25ZM44 109H43V110H44ZM69 109H70V108H69ZM83 109H84V108H83ZM87 109H88V108H87ZM101 109H100V107H99V109H96V110L99 112V110H101ZM111 109H110V110H111ZM114 109H115V107L113 108V111H114ZM19 110H20V109H19ZM29 110H31V109H29ZM29 110H27V111H29ZM37 110H38V109H37ZM96 110H95L94 112H96ZM107 110H109V108H108ZM110 110H109L108 112H110ZM120 110H121V109H120ZM120 110H118V111H120ZM79 111H80V110H79ZM102 111H103V109H102ZM104 111H106V110H104ZM113 111H112V112H113ZM122 111H124V110H122ZM21 112H23V111H21ZM43 112H44V111H43ZM98 112H96V113H98ZM112 112H111V113H112ZM127 112H128V111H127ZM11 113H12V112H10V114H11ZM32 113H33V112H32ZM40 113H41V112H40ZM72 113H73V112H72ZM76 113H77V112H76ZM79 113H80V112H79ZM83 113H86V112H83ZM83 113H82V114H83ZM88 113H89V112H88ZM91 113H92V112H91ZM96 113H95V114H96ZM100 113H101V115H102V112H101V111L99 112V114H100ZM121 113H122V112H120V114H121ZM8 114H9V113H8ZM17 114H18V113H17ZM21 114H22V113H21ZM36 114H37V113H36ZM42 114H43V113H42ZM73 114L75 115V113H73ZM73 114H72V116H73ZM115 114H116V112H115ZM115 114H114V115H113V114H112V115L110 114V115H111V117H113V116H115ZM122 114H123V113H122ZM125 114H127V113H125ZM13 115H15V114H13ZM70 115H71V114H70ZM76 115H78V117H80L79 114H76ZM80 115H81V114H80ZM91 115H92V114H91ZM96 115H97V114H96ZM96 115H94V116H96ZM103 115H104V117H105L104 112H103ZM118 115H119V114H118ZM118 115H117V116H118ZM34 116H35V115H34ZM42 116H43V115H42ZM42 116H40V117L42 118ZM72 116H70V117H72ZM89 116H90V115H89ZM89 116H88V117H89ZM94 116H93V117H94ZM97 116H98V115H97ZM99 116H100V115H99ZM106 116H107V115H106ZM108 116H109V115H108ZM120 116H121V115H120ZM8 117H9V116H8ZM21 117H22V116H21ZM37 117H38V116H37ZM43 117H44V116H43ZM61 117H62V116H61ZM66 117H65V118H66ZM75 117H77V116H75ZM82 117H83V116H82ZM82 117H81V118H82ZM93 117H92V118H93ZM111 117H110V118H111ZM125 117H126V116H125ZM28 118L30 119V117H28ZM32 118H33V117H32ZM34 118H35V117H34ZM34 118H33V119H34ZM38 118H39V117H38ZM63 118H64V117H63ZM72 118H73V117H72ZM84 118H85V117H84ZM84 118H82V119H84ZM89 118H90V117H89ZM95 118H97V117H95ZM106 118H107V117H106ZM106 118H105L104 120H106ZM117 118H118V117H117ZM121 118H122V117H121ZM11 119H12V118H11ZM11 119L9 118L10 121H11ZM21 119H22V118H21ZM42 119H43V118H42ZM59 119H60V118H59ZM61 119H62V118H61ZM75 119H76V118H75ZM78 119H79V118H78ZM85 119H86V118H85ZM85 119H84V120H85ZM97 119H98V118H97ZM100 119H102V118H100ZM112 119H114V118H112ZM125 119H126V118H125ZM127 119H128V118H127ZM36 120H37V119H36ZM36 120H35V122H36ZM38 120H39V119H38ZM57 120H58V119H57ZM62 120H63V119H62ZM65 120H66V119H65ZM67 120H68V119H67ZM89 120H90V119H89ZM102 120H103V119H102ZM108 120H110V119L108 118ZM108 120H106V121H108ZM115 120H116V119H115ZM12 121H13V120H12ZM27 121H29V120H27ZM31 121L33 122V120H31ZM42 121H43V120H42ZM69 121H72V120H69ZM78 121H80V119H79ZM87 121H88V120H87ZM92 121H93V120H92ZM98 121H99V120H98ZM110 121H111V120H110ZM110 121H109V122H110ZM121 121H122V120H121ZM121 121H120V122H121ZM35 122H34V123H35ZM38 122H39V121H38ZM38 122H36V123H38ZM60 122H61V121H60ZM72 122H73V121H72ZM80 122H81V121H80ZM83 122H84V121H83ZM85 122H86V121H85ZM89 122H90V121H89ZM94 122H95V124H97V121H96V120H94ZM101 122H102V121H101ZM118 122H119V121H118ZM15 123H16V122H15ZM26 123H27V122H26ZM29 123H31V122L29 121ZM36 123H35V124H36ZM42 123H43V122H42ZM75 123H76V122H75ZM75 123H74V125H75ZM87 123H88V122H87ZM98 123H100V122H98ZM104 123H105V122H104ZM106 123H107V122H106ZM111 123H112V122H111ZM114 123H115V122H114ZM114 123H113V125H114ZM124 123H125V122H124ZM22 124H23V123H22ZM27 124H28V123H27ZM66 124H67V123H66ZM68 124L71 125V123H68ZM80 124H82V123H80ZM80 124H79V125H80ZM85 124H86V123H85ZM90 124H91V123H90ZM102 124H103V123H102ZM118 124H119V123H118ZM129 124H130V123H129ZM29 125H31V124H29ZM29 125H28V126H29ZM32 125H33V124H32ZM36 125H37V124H36ZM36 125H35V126H36ZM43 125H44V123H43ZM43 125H41V126H43ZM72 125H73V123H72ZM92 125H93V124H92ZM103 125L106 126V124H103ZM125 125H126V124H124V126H125ZM20 126H22V125H20ZM33 126H34V125H33ZM33 126H32V127H33ZM35 126H34V127H35ZM38 126H39V125H38ZM44 126H45V125H44ZM44 126H43V127H44ZM64 126H65V122H64ZM76 126H77V124H76ZM98 126H99V125H98ZM98 126H97V127H98ZM100 126H102V125L100 124ZM100 126H99V127H100ZM110 126H111V125H110ZM110 126H109V127H110ZM116 126H117V123H116ZM120 126H122V124H121ZM67 127H68V126H67ZM79 127H80V126H79ZM86 127H87V126H86ZM95 127H96V126H95ZM99 127H98V128H99ZM106 127H108V125H107ZM21 128H22V127H21ZM21 128H19V129H21ZM26 128H27V126H26ZM38 128H40V127H38ZM68 128H69V130H70V127H68ZM89 128H90V127H88V129H89ZM91 128L93 129L92 126H91ZM100 128L103 129L104 126H103V127H100ZM125 128H126V127H125ZM125 128H124V129H125ZM34 129H35V128H34ZM34 129H33V130H34ZM40 129H41V128H40ZM42 129H43V128H42ZM42 129H41V130H42ZM76 129H78V128H76ZM76 129H75V130H76ZM86 129H87V128H86ZM92 129H91V130H92ZM95 129H96V128H95ZM113 129H116V128H113ZM117 129H119V128L117 127ZM27 130L29 131L28 128H27ZM31 130H32V129H31ZM31 130H30V131H31ZM33 130H32V131H33ZM37 130H38V129H37ZM44 130H46V129H44ZM108 130H109V129H107V131H108ZM21 131L24 132L23 130H21ZM25 131H26V130H25ZM39 131H40V130H39ZM65 131H66V130H65ZM71 131H72V130H71ZM83 131H84V130H83ZM85 131H86V130H85ZM87 131H88V130H87ZM89 131H90V129H89ZM93 131H95V130H93ZM93 131H92V133H93ZM107 131H106V132H107ZM109 131L111 132V129H110ZM109 131H108V132H109ZM122 131H123V130H122ZM16 132L19 134L18 131H16ZM35 132H36V131H35ZM41 132H42V131H41ZM47 132H48V133H47ZM67 132H68V130H67ZM67 132H66V134H67ZM72 132H76V131H72ZM72 132H71V134H73ZM80 132H81V131H80ZM116 132H117V131H116ZM17 133H16V134H17ZM20 133H21V132H20ZM25 133H26V132H25ZM33 133H34V132H33ZM43 133H42V134H43ZM90 133H91V132H90ZM96 133H97V132H96ZM104 133H105V130H104ZM114 133H115V132H114ZM119 133H120V132H119ZM14 134H15V133H14ZM18 134H17V136H18ZM26 134H27V133H26ZM38 134H39V133H38ZM40 134H41V133H40ZM44 134H43V135H44ZM81 134H82V133H81ZM94 134H95V133H94ZM117 134H118V132H117ZM31 135H32V134H31ZM31 135H30V136H27V137L29 138V137H31ZM58 135H59V136H58ZM68 135H69V134H68ZM83 135H84V133H83ZM87 135H89V134H87ZM100 135H102V134H100ZM13 136H14V135H13ZM21 136H22V135H21ZM23 136H24V135H23ZM36 136L38 137L37 134H36ZM76 136H77V135H76ZM79 136H80V135H78V137H79ZM98 136H99V135H98ZM27 137H26V138H27ZM33 137H34V135H33ZM39 137H40V135H39ZM39 137H38V138H39ZM41 137H44V136L41 135ZM47 137H48V136H47ZM71 137H72V136H71ZM73 137H74V136H73ZM81 137H82V136H81ZM81 137H79V138H81ZM84 137H85V136H84ZM90 137H91V136H90ZM14 138H15V137H14ZM20 138H21V137H20ZM38 138H37V139H38ZM44 138H45V137H44ZM67 138H69V137H67ZM86 138H87V136H86ZM86 138H85V139H86ZM88 138H89V137H88ZM94 138H95V137H93V139H94ZM96 138H97V137H96ZM96 138H95V139H96ZM16 139H18V138H16ZM23 139H24V138H23ZM29 139H30V138H29ZM29 139H28V141H29ZM34 139H35V138H34ZM37 139H36V140H37ZM39 139H41V138H39ZM39 139H38V140H39ZM47 139H48V138H46V140H47ZM65 139H66V138H65ZM69 139H70V138H69ZM74 139H75V138H74ZM85 139L83 138L84 142H85ZM98 139H99V138H98ZM98 139L96 140V141H97L96 144H98ZM20 140H21V139H20ZM24 140H25V139H24ZM26 140H27V139H26ZM30 140L32 141L33 139H30ZM36 140H34V141H36ZM46 140H45V141H46ZM57 140H58V139H57ZM62 140H63V142H64V139H62ZM80 140H81V139H80ZM91 140H92V139H91ZM91 140L88 141V143L91 142ZM17 141L19 142V140H17ZM17 141H16V142H17ZM22 141H23V140H22ZM39 141H40V140H39ZM65 141H66V140H65ZM81 141H82V140H81ZM94 141H95V140H94ZM9 142H10V141H8V143H9ZM20 142H21V141H20ZM29 142H30V141H29ZM29 142H28V144H29ZM68 142H69V141H68ZM12 143H14V141H13ZM12 143H11V144H12ZM30 143H32V142H30ZM38 143H39V142H38ZM40 143H41V142H40ZM45 143L48 144V142H45ZM56 143H57V145H59L60 142H55L54 145H56ZM92 143H93V142H92ZM94 143H95V142H94ZM9 144H10V143H9ZM11 144H10V147H11ZM24 144H25V142H24ZM33 144H35V143H33ZM36 144H37V143H36ZM36 144H35V145H36ZM41 144H42V143H41ZM53 144H50V145H53ZM68 144L70 145L71 142H69ZM12 145H13V144H12ZM18 145H19V144H17V147H18ZM20 145H21V144H20ZM20 145H19V146H20ZM35 145H34V149H35ZM42 145H43V144H42ZM60 145H62V143H61ZM72 145H73V144H72ZM76 145H77V144H76ZM79 145H80V144H79ZM79 145H78V146H79ZM81 145H83V144H81ZM81 145H80V146H81ZM85 145H87V144L85 143ZM85 145H84V146H85ZM90 145H91V143H90ZM92 145H93V144H92ZM25 146H26V145H25ZM25 146H24V147H25ZM27 146H28V145H27ZM29 146H30V145H29ZM37 146H38V145H37ZM40 146H41V145H40ZM48 146H49V145H48ZM65 146H66V145H65ZM74 146H75V145H74ZM74 146H68V149H69L70 147H73V148H74ZM80 146H79V148H80ZM84 146H83V147H84ZM94 146H95V145H93L92 147H94ZM10 147H9V148H10ZM21 147H22V146H21ZM38 147H39V146H38ZM51 147H52V146H51ZM53 147H54V146H53ZM56 147H57V146H56ZM56 147H55V148H56ZM61 147H63V146H61ZM75 147H76V146H75ZM88 147H89V144H88ZM90 147H91V146H90ZM92 147H91V148H92ZM97 147H98V146H97ZM39 148H40V147H39ZM55 148H54V149H55ZM65 148H67V147H65ZM76 148H77V147H76ZM81 148H82V146H81ZM10 149H12V148H10ZM27 149H28V148H27ZM42 149L45 150V149H47V148H42ZM62 149H64V148H62ZM62 149H61V150H62ZM70 149H71V148H70ZM84 149H85V148H84ZM86 149H87V148H86ZM92 149H93V148H92ZM94 149H95V148H94ZM97 149H98V148H97ZM13 150H15V149H13ZM13 150L11 151V153L13 152ZM22 150H24L23 147H22V149H21L20 151H22ZM30 150H31V149H30ZM38 150H40V149H38ZM38 150H37V151H38ZM52 150H53V149H52ZM55 150H57V149H55ZM72 150H73V149H72ZM72 150H70V152H71ZM82 150H83V149H81V151H82ZM98 150H99V149H98ZM33 151H34V150H32V152H33ZM37 151H36V152H37ZM45 151H46V150H45ZM66 151H67V149H66ZM66 151L64 152V154L66 153ZM74 151H75V149H74ZM74 151H73V152H74ZM79 151H80V150H79ZM83 151H84V150H83ZM91 151H92V150H91ZM22 152H23V151H22ZM27 152H29V151H27ZM36 152H35V153H36ZM49 152H50V151H49ZM75 152H77V151H75ZM88 152H89V151H88ZM93 152H94V151H93ZM97 152H98V151H97ZM97 152H96V153H97ZM19 153H21V152H19ZM43 153H44V151H43ZM77 153H78V152H77ZM77 153H76V154H77ZM85 153H86V152H85ZM28 154H29V153H28ZM33 154H34V152H33ZM33 154H30V155L32 156ZM46 154H48L47 151H46ZM57 154H58V153H57ZM61 154H63V153H61ZM67 154H68V153H67ZM19 155H20V154H19ZM50 155H51V154H50ZM78 155H79V153H78ZM86 155L88 156L87 153H86ZM93 155H95V154H93ZM22 156H23V155H22ZM42 156H43V155H42ZM44 156H46L45 153H44ZM71 156H72V155H71ZM82 156H83V153H82L81 157H82ZM24 157H25V156H24ZM33 157H34V156H33ZM40 157H41V156H40ZM40 157L38 156V157H35V158H38V160L41 159V161H43L44 158H43V157L40 158ZM46 157H48V156H46ZM51 157H52V156H51ZM72 157H73V156H72ZM75 157H76V156H75ZM75 157H74V158H75ZM89 157H90V156H89ZM92 157H93V156H92ZM92 157H91V158H92ZM26 158H27V157H26ZM79 158H80V156H79ZM79 158H78V159H79ZM21 159H22V158H21ZM45 159H46V158H45ZM48 159L50 160L49 157H48ZM57 159H58V158H57ZM63 159H64V158H63ZM68 159H69V158H68ZM76 159H77V158H76ZM76 159H75V161H76ZM85 159H86V157H85ZM87 159H88V158H87ZM9 160H10V159H9ZM36 160H37V159H36ZM36 160H35V162L38 163L39 161H36ZM58 160H59V159H58ZM58 160H56V161H58ZM61 160H62V159H61ZM66 160H67V159H66ZM66 160L64 161L66 164H68L67 162L70 163V161L67 160V162H66ZM93 160H94V159H93ZM13 161H14V160H13ZM32 161H33V159H32ZM45 161H46V164H45V165H46V167H48L49 164H48V166H47V162H48V163H50V162L47 161V160H45ZM71 161H73V160H71ZM78 161H79V160H78ZM78 161H77V162H78ZM87 161H88V160H87ZM21 162H22V161H21ZM29 162H30V161H29ZM35 162H33V163L37 165V163H35ZM59 162H60V161H59ZM80 162H81V161H80ZM82 162H83V161H82ZM42 163H43V162H42ZM42 163H41V162L38 163V166L41 165V167H42V166H43ZM57 163H58V162H57ZM57 163H56V164H57ZM60 163H61V162H60ZM28 164H29V163H28ZM62 164H63V163H62ZM71 164H74V163H71ZM71 164H70V165H71ZM76 164H77V163H76ZM76 164H75V165H76ZM79 164H80V163H79ZM36 165H32V164H31V167H32V166L35 167ZM75 165H74V166H75ZM83 165H84V164H83ZM11 166H12V165H11ZM38 166H36L35 169H38ZM58 166H61V165L58 164ZM76 166H77V165H76ZM13 167H14V166H12V168H13ZM17 167H18V166H17ZM20 167H21V166H20ZM41 167H40V168H41ZM43 167H44V166H43ZM64 167H65V166H64ZM79 167H80V165H79ZM85 167H86V165H85ZM14 168H15V167H14ZM32 168H33V167H32ZM32 168H31V169H32ZM49 168H50V167H49ZM66 168H67V167H66ZM66 168H65V169H66ZM68 168H69V167H68ZM73 168H74V167H73ZM75 168H76V167H75ZM80 168L83 169V167H80ZM80 168H78V169H80ZM8 169H9V167H8ZM15 169H17V168H15ZM19 169H20V168H19ZM55 169H56V168H55ZM57 169H58V168H57ZM65 169H64V170H65ZM9 170H10V169H9ZM38 170H40L39 172H42L43 170H44V172H45V171H46V168H45V169L43 168L42 170H41V169H38ZM58 170H60V169H58ZM76 170H77V169H76ZM11 171H12V170H11ZM13 171H14V170H13ZM17 171H18V170H17ZM19 171H20V170H19ZM24 171H25V170H24ZM30 171L33 172V171H34V168H33L32 170H30ZM55 171H56V170H55ZM61 171H62V170H61ZM14 172H15V171H14ZM28 172H29V171H28ZM44 172H43V174H44ZM57 172H58V171H57ZM57 172H56V173H57ZM64 172H66V171H63V174H64ZM9 173H10V172H9ZM11 173H12V172H11ZM17 173H18V172H17ZM26 173H27V172H26ZM35 173H36V172H35ZM48 173H49V172H48ZM51 173H52V172H51ZM60 173H61L60 176L63 175L62 172H60ZM76 173H78V172H76ZM20 174H21V173H20ZM31 174H32V173H31ZM37 174H38V173H37ZM37 174H36V175H37ZM40 174H41V173H39L38 175L40 176ZM52 174H53V173H52ZM72 174H73V172H72ZM14 175H15V174H14ZM18 175H19V174H18ZM22 175H23V174H22ZM22 175H21V176H22ZM25 175H26V174H25ZM27 175H28V174H27ZM33 175H35V174L33 173ZM41 175H42V174H41ZM57 175H58V174H57ZM68 175H69V174H68ZM9 176H10V175H9ZM15 176H16V175H15ZM58 176H59V175H58ZM73 176L75 177V175H73ZM10 177H11V176H10ZM12 177H13V176H12ZM24 177H25V176H24ZM24 177H23V178H24ZM13 178H14V177H13ZM29 178H31V177H29ZM32 178H34V177H32ZM36 178H38V177H36ZM39 178H40V177H39ZM57 178H58V177H57ZM67 178H68V177H67ZM9 179H11V178H9ZM9 179H8L7 181H8V182H11V181H9ZM19 179H20V177H19ZM26 179H27V178H26ZM60 179H61V177H60ZM13 180H14V179H13ZM15 180H16V178H15ZM17 180H18V179H17ZM74 180L77 181L75 178H74ZM12 182H13V181H12ZM33 182H34V180H33ZM50 182H51V181H50ZM54 182H55V181H54ZM56 182H57V181H56ZM65 182H66V181H65ZM71 182H72V181H71ZM77 182H78V183H81V182H79V181H77ZM14 183H15V182H14ZM34 183H35V182H34ZM46 183H47V182H46ZM57 183H58V185H59V182H57ZM57 183H56V185H57ZM60 183H61V182H60ZM78 183H77V184H78ZM83 183H84V182H83ZM83 183H82V184H83ZM85 183H86V182H85ZM9 184H11V183H9ZM21 184H22V183H21ZM31 184H33V183L31 182ZM36 184H37V183H36ZM42 184H43V183H42ZM42 184H41V185H42ZM54 184H55V183H54ZM61 184H62V183H61ZM61 184H60V185H61ZM68 184H69V183H68ZM72 184H73V183H72ZM74 184H75V182H74ZM77 184H76V185H77ZM7 185H8V184H7ZM12 185H14V184H11V186H12ZM16 185H17V184H16ZM28 185H29V184H28ZM34 185H35V184H33V186H34ZM37 185H40L39 182H38ZM41 185H40V186H41ZM43 185H44V184H43ZM47 185H48V183H47ZM47 185H45V186L47 187ZM58 185H57V186H58ZM66 185H67V184H66ZM8 186H9V185H8ZM11 186L9 187V189L11 188ZM45 186H43V189H45ZM64 186H65V184H64ZM77 186H78V185H77ZM84 186H85V185H84ZM29 187H30V186H29ZM49 187H50V186H49ZM49 187H47V188H49ZM61 187H62V186H61ZM61 187H60V188H61ZM65 187H68V186H65ZM69 187L71 188V187H73V185H72V186H69ZM85 187H86V186H85ZM31 188H35V189H36V187H31ZM38 188H39V187H38ZM47 188H46V189H47ZM51 188H52V187H51ZM54 188H55V186H54ZM54 188H53V189H54ZM56 188H57V187H56ZM56 188H55V189H56ZM63 188H64V187H63ZM73 188H74V187H73ZM81 188H82V186H81ZM81 188H80V189H81ZM86 188H87V187H86ZM7 189H8V187H7ZM12 189L14 190L13 187H12ZM21 189H22V188H21ZM21 189H20V190H21ZM26 189H27V188H26ZM26 189H25V190H26ZM58 189H59V188H58ZM58 189H56V191H57ZM64 189H66V188H64ZM67 189H68V188H67ZM67 189H66L65 191H67ZM77 189H78V188H77ZM22 190H23V189H22ZM41 190H42V189H41ZM41 190L38 192L39 194L41 193ZM49 190H50V189H49ZM49 190H47V191L49 192ZM51 190H52V189H51ZM51 190H50V193H51ZM59 190H60V189H59ZM59 190H58V191H59ZM27 191H28V190H27ZM34 191H36V190H34ZM34 191H33V192H34ZM52 191H53V190H52ZM58 191H57V192H58ZM74 191H75V190H74ZM24 192H25V191H24ZM28 192L30 193V191H28ZM42 192H43V190H42ZM48 192L45 191L46 194H47ZM53 192H54V191H53ZM59 192H60V191H59ZM61 192H63V190H62ZM70 192H72V188H71V191H69V193H70ZM18 193H19V192H18ZM43 193H44V192H43ZM50 193H49V194H50ZM76 193H78V192H76ZM76 193H74V194H76ZM22 194H23V192H22ZM22 194H21V195H22ZM27 194H28V193H27ZM30 194H31V193H30ZM54 194H55V193H54ZM61 194H62V193H61ZM70 194H71V193H70ZM72 194H73V193H72ZM82 194H83V192H82ZM82 194L80 195V197L82 196ZM15 195H16V194H15ZM15 195H14V196H15ZM18 195H19V194H18ZM24 195H25V193H24ZM35 195H36V194H35ZM40 195H41V194H40ZM64 195H66V192H65ZM12 196H13V195H12ZM16 196H17V195H16ZM16 196H15V197H16ZM26 196H27V195H26ZM28 196H29V195H28ZM41 196H44V194L41 195ZM41 196H40V197H41ZM58 196H59V194H58ZM58 196H56L57 198H55V199L58 200V198H59ZM67 196H68V195H67ZM67 196H66V197H67ZM70 196H71V195H70ZM70 196H68V197H70ZM74 196H75V195H74ZM17 197H18V196H17ZM21 197H23V196H21ZM31 197H32V195H31ZM37 197H38V196H37ZM46 197H47V196H46ZM52 197H53V195H52ZM52 197H47V198H52ZM64 197H65V196H64ZM64 197H63V198H64ZM68 197H67V198H68ZM71 197H72V196H71ZM75 197H76V196H75ZM75 197H73V199H74ZM78 197H79V196H77V198H78ZM60 198H62V197L60 196ZM60 198H59L58 201L61 200ZM81 198H82V197H81ZM10 199H11V198H10ZM18 199H19V197H18ZM20 199H21V198H20ZM20 199H19V200H20ZM25 199H26V198H25ZM25 199L23 198V201H25ZM27 199L30 200V197L27 198ZM27 199H26V200H27ZM34 199H35V198H34ZM45 199H46V198H45ZM69 199H70V198H69ZM78 199H79V198H78ZM13 200H14V199H13ZM19 200H18V201H19ZM32 200H33V198H32ZM32 200H30L29 202H31ZM51 200H52V199H51ZM53 200H54V198H53ZM57 200H55V201H57ZM64 200H65V199H64ZM35 201H36V200H35ZM41 201H42V200H41ZM43 201H44V200H43ZM47 201H49V200H47ZM55 201H53V202H55ZM58 201H57V202H58ZM71 201H72V200H71ZM13 202H14V201H13ZM21 202H22V201H21ZM25 202H26V201H25ZM29 202H28V203H29ZM33 202H34V201H33ZM36 202H37V201H36ZM62 202H63V201H62ZM68 202H69V201L66 200V203H67V204H68ZM11 203H12V201H11ZM15 203H17V202H15ZM15 203H14V204H15ZM26 203H27V202H26ZM34 203H35V202H34ZM34 203H33V204H34ZM37 203H40L39 200H38ZM37 203H36V204H37ZM42 203H43V202H42ZM44 203H46V201H45ZM44 203H43V208H44ZM49 203H50V202H49ZM59 203H60V202H59ZM66 203H65V204H66ZM69 203H70V202H69ZM24 204H25V203H24ZM30 204H31V203H30ZM51 204H52V203H51ZM51 204H50V205H51ZM1 205H3V204H1ZM12 205H13V204H12ZM15 205H16V204H15ZM18 205H20V204H18ZM21 205H22V207H24L23 204H21ZM26 205H27V204H26ZM28 205H29V204H28ZM34 205H35V204H34ZM41 205H42V204H41ZM50 205H49V206H50ZM55 205H56V207L58 206V204H55ZM55 205H54V207H55ZM69 205H70V204H69ZM3 206H5V205H3ZM16 206H17V205H16ZM36 206H37V205H36ZM38 206L41 207L40 204H39ZM52 206H53V205H52ZM10 207H11V206H9V208H10ZM22 207H20V208L22 209ZM27 207L29 208L30 206H27ZM59 207H60V206H59ZM62 207H63V206H62ZM62 207H61V208H62ZM71 207H72V206H71ZM0 208H3V207L1 206ZM7 208H8V205H7ZM12 208H13V207H12ZM17 208H18V207H17ZM17 208H15V209H17ZM20 208H19V209H20ZM24 208H25V207H24ZM31 208H32V206H31ZM50 208H51V207H50ZM50 208H49V209H50ZM67 208L70 209V206L67 207ZM26 209H27V208H26ZM36 209L39 210L38 208H36ZM4 210H6V209H4ZM9 210H10V209H9ZM22 210H23V209H22ZM30 210H31V209H29V212H30ZM33 210H34V208L32 209V211H33ZM42 210H43V209H42ZM45 210L47 211L48 209H46V207H45ZM50 210H52V208H51ZM0 211H1V209H0ZM2 211H3V210H2ZM32 211H31V212H32ZM40 211H41V210H40ZM43 211H44V210H43ZM58 211H59V208H58ZM68 211H69V210H68ZM10 212H11V211H10ZM10 212H9V213H10ZM12 212H13V211H12ZM14 212H15V211H14ZM18 212H19V210L17 211V213H15L16 216H17ZM20 212H21V211H20ZM44 212H45V211H44ZM61 212H62V210H61ZM65 212H66V211H65ZM0 213H1V212H0ZM33 213H34V211H33ZM37 213H39V211H38ZM37 213L35 212V214H37ZM42 213H43V212H42ZM45 213H46V212H45ZM45 213H43V214L46 215ZM51 213H52V212H51ZM53 213H54V212H53ZM55 213H56V212H55ZM66 213H67V212H66ZM1 214H2V213H1ZM4 214H5V213H4ZM12 214H13V213H12ZM15 214H13V215H15ZM21 214H22V213H21ZM27 214H28V213H27ZM30 214H32V213H30ZM30 214H29V215H30ZM35 214H34V218H35ZM43 214H42V215H43ZM49 214H50V213H49ZM64 214H65V213H64ZM71 214H72V213H71ZM2 215H3V214H2ZM10 215H11V213H10ZM10 215H8V217H9ZM13 215H11V216H13ZM22 215H26V214L24 213V214H22ZM32 215H33V214H32ZM44 215H43V216H44ZM56 215H57V214H56ZM56 215H55V217H56ZM19 216H20V215H19ZM19 216H17V218H18ZM36 216H37V215H36ZM39 216H40V215H38V218H39ZM50 216H51V215H50ZM53 216H54V214H53ZM58 216H60V212H59V215H58ZM14 217H15V216H14ZM14 217H13V218H14ZM23 217H25V216H23ZM30 217H31V215L28 216V218H30ZM45 217H46V216H45ZM51 217H52V216H51ZM61 217H62V216H61ZM4 218H6V216H5ZM13 218H12V219H13ZM15 218H16V217H15ZM26 218H27V217H26ZM34 218H33V219H34ZM62 218H63V217H62ZM64 218H65V217H64ZM64 218H63V219H64ZM69 218H70V217H69ZM8 219H9V218H8ZM36 219H37V218H36ZM36 219H34V223L36 222V221H35ZM44 219H45V218H44ZM44 219H43V220H44ZM48 219H49V218H48ZM51 219L53 220V218H51ZM59 219H61V218H59ZM2 220H3V219H2ZM4 220H5V219H4ZM6 220H7V219H6ZM10 220H11V219H10ZM13 220H14V219H13ZM22 220H23V219H22ZM29 220H30V219H29ZM37 220H38V219H37ZM43 220H42V221H43ZM56 220H57V218H56ZM66 220H67V219H66ZM7 221L9 222V220H7ZM14 221H15V220H14ZM14 221H11V223L14 222ZM19 221H20V220H19ZM25 221L27 222L26 219H25ZM38 221H39V220H38ZM38 221H37V222H38ZM48 221H50V219H49ZM64 221H65V220H64ZM16 222H18V221L16 220ZM22 222H23V221H22ZM26 222H25L24 224H26ZM32 222H33V221H32ZM37 222H36V224L38 225ZM40 222H41V221H40ZM43 222H44V221H43ZM43 222H42V224H43ZM68 222H69V221H68ZM1 223H2V222H1ZM4 223H5V222H4ZM6 223H7V222H6ZM27 223H31V222L29 221V222H27ZM34 223H33V224H34ZM46 223H48V222L46 221ZM46 223L44 222V224H46ZM49 223L51 224V222H49ZM52 223H53V221H52ZM66 223H67V222H66ZM8 224H9V223H7V225H8ZM18 224H19V223H18ZM18 224H17V225H18ZM24 224H23V225H24ZM53 224H54V223H53ZM0 225H2V224H0ZM3 225H4V224H3ZM10 225L13 226L12 224H9V227H11ZM28 225H29V224H28ZM39 225H40V223H39ZM15 226H16V225H14L13 227H15ZM21 226H22V225H21ZM33 226H36V225L34 224ZM41 226H42V225H41ZM55 226H57V225H55ZM0 227H1V226H0ZM5 227H6V226H5ZM9 227H7L8 230H9ZM18 227H19V226H18ZM25 227H26V226H25ZM25 227H24V228H25ZM30 227H31V226H30ZM37 227H38V226H37ZM43 227H44V226H43ZM46 227H47V226H46ZM48 227H49V226H48ZM11 228H12V227H11ZM15 228H17V227H15ZM15 228H13V229L15 230ZM21 228H23V226H22ZM21 228H20V229H21ZM26 228H27V227H26ZM40 228H41V227H40ZM50 228H52V226H51ZM55 228H56V227H55ZM0 229H3V227H1ZM5 229H6V228H5ZM46 229H47V228H46ZM10 230H11V229H10ZM21 230H22V229H21ZM21 230H20V231H21ZM26 230H28V229H26ZM31 230H32V228H31ZM33 230H34V229H33ZM35 230H36V229H35ZM53 230H54V229H53ZM6 231H7V230H6ZM15 231H16V230H15ZM22 231H25V230H22ZM22 231H21V232H22ZM37 231H38V230H37ZM39 231H40V229H39ZM47 231H48V230H47ZM51 231H52V230H51ZM51 231H50V232H51ZM2 232H5V231H2ZM9 232H10V231H9ZM9 232H8V233H9ZM18 232H19V231H18ZM41 232H42V230H41ZM41 232H39V233H41ZM45 232H46V230H45ZM8 233L5 234V235H8ZM12 233H13V232H12ZM19 233H20V232H19ZM31 233H33V232H31ZM39 233H38V234H39ZM46 233H48V232H46ZM0 234H1V231H0ZM9 234H10V233H9ZM14 234H16V232H15ZM25 234H26V233H25ZM42 234H43V233H42ZM44 234H45V233H44ZM52 234H53V233H52ZM2 235H3V233H2ZM2 235H1V236H2ZM35 235H36V234H35ZM46 235H47V234H46ZM21 236H22V233H21ZM37 236H38V235H36V237H37ZM42 236H43V235H42ZM48 236H49V235H48ZM48 236H47V239H48ZM3 237H4V235H3ZM3 237H2V238H3ZM13 237H14V235H13ZM13 237H12V238H13ZM22 237H23V236H22ZM49 237H51V236H49ZM5 238H7V237H5ZM12 238H11V239H12ZM19 238H21V237H19ZM43 238H44V237H43ZM0 239H1V237H0ZM8 239H10V238H8ZM16 239H17V238H16ZM16 239H15V240H16ZM26 239H27V238H26ZM40 239H41V238H40ZM44 239H45V238H44ZM47 239H46V240H47ZM6 240H7V239H6ZM15 240H14V241H15ZM20 240H21V239H20ZM32 240H33V239H32ZM37 240H39V238H38ZM42 240H43V239H42ZM46 240H44V241H46ZM49 240H50V239H49ZM12 241H13V239H12ZM28 241H29V239H28ZM30 241H31V239H30ZM39 241H40V240H39ZM4 242H7V241L4 240ZM4 242H3V243H4ZM8 242H9V241H8ZM15 242H16V241H15ZM18 242H19V241H18ZM22 242H23V241H22ZM35 242H37V241H35ZM0 243H1V242H0ZM9 243H10V242H9ZM11 243H12V242H11ZM20 243H21V242H20ZM28 243H29V242H28ZM37 243H38V242H37ZM25 244H26V242L24 243V245H25ZM30 244H31V243H30ZM34 244H35V243H34ZM6 245H7V244H6ZM6 245H5V247H6V249H7L8 246H6ZM10 245H11V244H10ZM13 245L15 246L16 244H13ZM26 245H28V244H26ZM36 245H37V244H36ZM36 245H35V246H36ZM31 246H32V245H31ZM37 246H38V245H37ZM37 246H36V248H37ZM44 246H45V245H44ZM5 247H4V250L7 252L9 249L6 250ZM17 247H18V246H17ZM21 247H22V246H21ZM29 247H30V245H29ZM2 248H3V247L1 246V249H2ZM18 248H19V247H18ZM25 248H26V247H25ZM21 249H22V248H21ZM21 249H20V250H21ZM29 249H30V248H29ZM34 249H35V248H34ZM40 249H41V248H40ZM10 250H11V249H10ZM12 250H14V249H12ZM18 250H19V249H18ZM27 250H28V246H27ZM32 250H33V248H32ZM38 250H39V249H38ZM38 250H37V251H38ZM5 251H4V252H5ZM24 251H25V250H24ZM24 251H23V252H24ZM29 251H30V250H29ZM1 252H3V251H1ZM6 252H5V253H6ZM12 252H13V251H12ZM18 252H19V251H18ZM18 252H17V254H18ZM33 252H34V250H33ZM33 252H32V253H33ZM5 253H4V254H5ZM14 253H16V252H14ZM30 253H31V252H30ZM32 253H31V254H32ZM1 254H3V253H1ZM6 254H7V253H6ZM10 254H11V253H10ZM26 254H27V253H26ZM8 255H9V254H8ZM11 255H12V254H11ZM13 255L16 256L15 254H13ZM27 255H28V254H27ZM33 255H34V254H33ZM1 256H2V255H1ZM5 256H6V255H5ZM18 256H19V255H18ZM18 256H17V257H18ZM20 256H21V255H20ZM23 256H24V255H23ZM29 256H31V255H29ZM3 257H4V256H3ZM11 257H12V256H11ZM4 258H5V257H4ZM8 258H9V256H8ZM13 258H15V257H13ZM13 258H12V259H13ZM23 258H24V257H23ZM12 259H10V260H12ZM17 259H20V257L17 258ZM29 259H30V258H29ZM2 260H3V259H2ZM2 260H1V261H2ZM14 260H15V259H14ZM20 260H21V259H20ZM22 260H23V259H22ZM15 261H16V260H15ZM18 261H19V260H18ZM6 262H8V261L6 260ZM6 262H5V263H6ZM20 262H21V261H20ZM13 263H14V262H13ZM0 264H1V262H0ZM8 264H10V263H8ZM11 264H12V262H11ZM15 264H16V263H15ZM17 264H18V262H17ZM20 264H22V263H20Z\"/></svg>",
    "mask_w": 264,
    "mask_h": 264
}]
</instances>
